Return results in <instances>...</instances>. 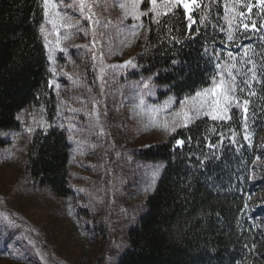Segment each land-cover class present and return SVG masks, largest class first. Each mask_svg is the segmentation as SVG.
Segmentation results:
<instances>
[{"label":"trees","instance_id":"obj_1","mask_svg":"<svg viewBox=\"0 0 264 264\" xmlns=\"http://www.w3.org/2000/svg\"><path fill=\"white\" fill-rule=\"evenodd\" d=\"M198 3L188 14L181 6L156 23L150 5L142 2L147 15L126 31V41L133 44L132 75L152 77L161 87L158 99L170 94L183 99L211 86L217 72L235 63L237 83L244 87L241 81L247 79L252 84L237 93L241 103L250 101L248 119L234 101L228 118L201 114L165 140L135 150L141 161L161 166L115 264H246L249 256L253 264H264V12L255 0H240L236 9L250 19L236 17L230 27L225 4L231 9L235 0ZM248 3L251 13L244 7ZM242 19L250 25L247 32L239 27ZM44 22L42 0H0V133L20 130V116L41 109L45 125L29 135L23 174L33 186L70 200L72 148L58 92L53 82L49 85L52 71L40 32ZM248 57L256 64V81L247 72L252 65L242 63ZM177 139L183 144L177 146ZM9 142L0 139V144ZM245 202L248 209L242 211ZM94 230L104 235L106 226L97 222Z\"/></svg>","mask_w":264,"mask_h":264},{"label":"rangeland","instance_id":"obj_2","mask_svg":"<svg viewBox=\"0 0 264 264\" xmlns=\"http://www.w3.org/2000/svg\"><path fill=\"white\" fill-rule=\"evenodd\" d=\"M53 2L71 17L70 27L56 31L43 24L50 33L46 49L48 59L52 50L49 63L60 118L72 148L73 197L63 200L33 186L23 174L29 135L45 125L41 109L25 111L20 130L0 133V139H10L0 144V264H96L99 259L100 264H115L128 229L143 210L153 171L161 166L141 161L135 150L168 137L172 131L161 122L165 115L173 119L170 113L181 108L184 98L170 94L158 99L161 87L152 77L132 75L133 44L125 31L134 20L124 17L121 0H86L91 12L88 7L81 11L79 0ZM149 108L164 113L150 114ZM196 117L192 113L187 125ZM101 221L104 235L94 230ZM252 258L246 264H253Z\"/></svg>","mask_w":264,"mask_h":264},{"label":"snow or ice","instance_id":"obj_3","mask_svg":"<svg viewBox=\"0 0 264 264\" xmlns=\"http://www.w3.org/2000/svg\"><path fill=\"white\" fill-rule=\"evenodd\" d=\"M143 3H147L150 5L148 9L151 12L152 19L155 20L156 23H159V18L162 15H168L169 13H174V10L183 7L185 14H188L192 7H200L201 5L198 3V0H121L119 3V8L122 10L123 15L125 18L131 17L133 20H139L140 17L147 15L146 12L141 10V6ZM240 3V0H235L232 8L230 9L228 4H225V16L224 18L228 20L229 26L231 27L232 21L236 19V17H241L244 19H250V16H245V11L237 10L236 5ZM73 5L69 4L67 7H72ZM255 6L258 7L261 12H264V0H255ZM79 7L81 11L85 7H88L89 12H91V7L86 4V0H79ZM244 7L247 9L248 13L252 12L253 4L248 3L245 4ZM43 13L45 17V22L52 25L53 31H56L59 27H70L71 17L62 13L56 6V3L53 0H43ZM90 18V17H89ZM190 22H194L191 15L187 16ZM204 22V18H201V23ZM98 23V22H97ZM142 26V25H141ZM239 27H242L245 32H247L250 28L248 23H245L242 19L240 22ZM264 28V25L260 26ZM251 28L255 29L256 24L253 21L251 24ZM189 29L191 30V23L189 24ZM40 32L44 35L45 39V47H48L49 44V34L45 31L44 24L40 27ZM133 36L137 35L135 31L132 33ZM66 38V37H65ZM229 41L234 40L233 33L230 31L228 34ZM60 42V37L57 35V44ZM179 43V41H176ZM51 49L49 59H52L51 56ZM248 49H245V56L247 57ZM231 58V54H229ZM234 59V58H232ZM131 61H127L126 64H130ZM244 64L252 65L251 68L247 69V72L251 73L252 81H256L257 79V71H256V64L251 57L244 59L242 61ZM178 64V61L173 59L172 65L175 66ZM135 67V65H133ZM217 68H220V60L217 59ZM236 67L235 63H228L226 64L227 71L217 72L215 76L212 78V84L210 87L203 88L202 90H198L195 92L194 95L186 96L183 100L180 101L181 108L177 111L171 112L170 115L173 117L171 121L165 115L163 119L162 127L165 131H175L177 127L187 126V122L191 119V114L195 113L197 116L203 114L204 116L210 117L213 120L216 119H224L227 115L229 109L233 106V102L235 101V107L241 108L244 113V120L245 122L248 119V105L250 101L248 99H243L241 103L240 96L237 95L238 92H243L245 88L250 89L252 84L249 83L247 79L241 81L244 87H241L240 84L237 83V73H234L232 69ZM49 71H54L53 69H49ZM264 71V69H262ZM218 77V78H217ZM151 81V77L148 78ZM264 83V80L261 81ZM52 81H49V85L51 86ZM59 87V85H57ZM144 88L149 89V94H151L150 85L148 82L144 83ZM249 96H254L256 93L254 91L248 92ZM144 105V100H140V107L142 108ZM148 112L151 113H164L163 108H149ZM153 121L155 122L156 117H152ZM181 121L184 123L181 124ZM245 127L247 128V123H245ZM29 132L32 131L31 128L28 129ZM245 139H248V136H245ZM183 144L182 140L177 139L176 145L180 146ZM211 147V145H210ZM159 167L157 166L156 169L153 171V176L155 177L159 172ZM151 188L149 185L145 191H148ZM248 209V204L245 202L244 209Z\"/></svg>","mask_w":264,"mask_h":264}]
</instances>
